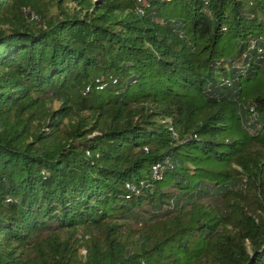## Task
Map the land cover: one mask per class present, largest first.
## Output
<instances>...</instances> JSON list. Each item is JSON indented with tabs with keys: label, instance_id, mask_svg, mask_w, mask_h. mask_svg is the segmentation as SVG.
<instances>
[{
	"label": "trees",
	"instance_id": "obj_1",
	"mask_svg": "<svg viewBox=\"0 0 264 264\" xmlns=\"http://www.w3.org/2000/svg\"><path fill=\"white\" fill-rule=\"evenodd\" d=\"M0 264H264V0H0Z\"/></svg>",
	"mask_w": 264,
	"mask_h": 264
},
{
	"label": "built area",
	"instance_id": "obj_2",
	"mask_svg": "<svg viewBox=\"0 0 264 264\" xmlns=\"http://www.w3.org/2000/svg\"><path fill=\"white\" fill-rule=\"evenodd\" d=\"M137 10L139 12H142L141 8H137ZM168 167L171 168L172 165L170 164V162L167 159L163 160L162 162L159 161V162L153 163L151 165V171H150L151 178H153L155 180L161 179L163 177L164 171ZM146 185H147L146 181L141 179L138 182H128L125 184V187L129 191H131L135 194H138L140 192L141 188L146 186Z\"/></svg>",
	"mask_w": 264,
	"mask_h": 264
},
{
	"label": "rangeland",
	"instance_id": "obj_3",
	"mask_svg": "<svg viewBox=\"0 0 264 264\" xmlns=\"http://www.w3.org/2000/svg\"><path fill=\"white\" fill-rule=\"evenodd\" d=\"M82 250H83V249H81L80 251H81V252H84V250H83V251H82Z\"/></svg>",
	"mask_w": 264,
	"mask_h": 264
}]
</instances>
